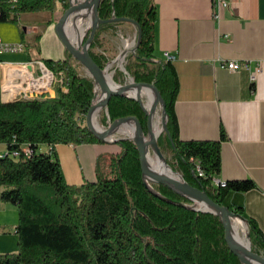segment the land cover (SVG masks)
<instances>
[{
  "label": "trees",
  "instance_id": "16d2710c",
  "mask_svg": "<svg viewBox=\"0 0 264 264\" xmlns=\"http://www.w3.org/2000/svg\"><path fill=\"white\" fill-rule=\"evenodd\" d=\"M69 7V0H18L15 7L10 0H0V22L19 21L28 13L62 15ZM99 16L130 18L141 26V42L127 55L125 69L136 82L154 84L165 100L170 135L162 133L158 144L163 154L172 153L171 168L216 203L244 217L242 207L226 202L230 194L248 192L255 184L250 180L215 184L222 170L221 141L180 140L175 113L180 82L173 63L155 59L154 0H102ZM126 24L130 23L99 27L89 52L102 69L110 62L102 50V35L116 33ZM42 62L62 80L54 97L45 93L2 102L0 76V144L8 154L26 144L34 149L30 157L0 158L1 199L18 209L15 233L20 246L17 254L0 255V264H242L228 247L219 216L195 211L190 208L193 201L166 186L152 184L151 190L145 184L140 153L132 140L118 142L120 151L111 157L106 176L98 162L95 182L68 184L56 146L104 143L81 123L91 108L95 82L69 53L64 60ZM124 79V72L115 68L114 81ZM129 116L141 121L146 135L148 117L140 102L112 97L105 118L112 123ZM247 229L252 251L264 257V234L252 220Z\"/></svg>",
  "mask_w": 264,
  "mask_h": 264
},
{
  "label": "crops",
  "instance_id": "0c3cea01",
  "mask_svg": "<svg viewBox=\"0 0 264 264\" xmlns=\"http://www.w3.org/2000/svg\"><path fill=\"white\" fill-rule=\"evenodd\" d=\"M154 2L158 8L155 59L165 62L166 52L176 58L173 65L180 89L175 113L180 140L221 141L222 170L216 181L254 182L255 188L230 194L228 202L242 207L246 224L252 220L264 234V0H229L220 19L214 0ZM44 14L48 12L39 13L43 27L24 31L19 25L0 22L2 43L25 46L22 52L0 54L3 101H12L21 91L22 85L13 87V78L23 75L19 69L11 75L6 65L68 57L55 32L59 11L45 20ZM230 61L238 62L240 69L222 67ZM260 66L262 73L252 81V73ZM119 151L112 139L94 145L56 146L70 185L95 182L98 162Z\"/></svg>",
  "mask_w": 264,
  "mask_h": 264
},
{
  "label": "water",
  "instance_id": "95a60500",
  "mask_svg": "<svg viewBox=\"0 0 264 264\" xmlns=\"http://www.w3.org/2000/svg\"><path fill=\"white\" fill-rule=\"evenodd\" d=\"M101 2L102 0H83L82 2L77 0L74 3L73 0H70V7L61 15L58 22L55 24V32L58 38L60 39V41L62 42V44L64 45L66 49V54L68 53L71 54L73 58L83 66V68L87 71L88 75L91 78H93L95 82V96H94L91 108L86 117L87 127L89 131L101 141L107 142L109 141V139H111L113 134H115L118 130H120L123 124L127 122H133L135 124L136 134H135V137L129 138V139L135 142L138 148V151L140 153L141 167H142L143 178H144L145 184L151 190H152L151 184H158V185L166 186L167 188L173 190L174 192L193 201L195 206L190 207V208L194 209L195 211L208 212V213H212V214L219 216L225 228V239L228 244V247L231 250V252L236 257L239 258L241 263L242 264H264V257L252 251L251 236L249 233H247L248 246L238 244L233 239L232 220L235 218L245 220L244 217L233 213L232 211H230V209L227 206H222L216 203L213 199H211L208 196V194L205 191L197 187H194L188 182H186L182 175H181L182 180L178 178L164 177L152 171L148 167L147 165L148 148H152L158 157L165 159L159 147L158 138L163 132H165L167 135H170V132L168 129V114L166 111V103H165V100L160 90L154 84L138 83V82H135L133 78H131L132 80L129 83H125L124 85H119L115 83L113 78H111V81H108V68L110 64L105 69H102L100 66H98V64L91 57L89 49L96 36V33L99 27L102 24L115 23V22H126V23H130L134 25L137 28V44H136L134 51L137 49L142 39L141 26L139 25L137 21L133 19L115 17L109 20H102L99 16V7H100ZM90 9L92 10V13H93L92 24L89 27V30H91V33L85 42L83 40L80 43H76L68 35L69 23L72 18L74 17L76 18V15L79 12H82L84 10H90ZM122 70L125 71V68L123 67ZM134 88H148V89H152L155 91L156 103L151 108L150 111L146 109V106L144 105L140 96L135 97L130 94V91ZM98 90L101 92V95L103 96V98L100 99L98 102H95L97 99ZM114 96H129L140 102L142 109L145 111V113L148 116V123H147L148 136H149L148 141H146L147 137L145 135L144 128H143L141 121L135 116L120 118L112 122L109 125V127L105 130L101 129V131H98L95 128V125H94L95 113H97L100 109H105L107 111L109 102ZM4 102H8V101H4ZM158 105H160L162 109V129H161V134L159 136H156L152 132V117ZM156 194L160 196L158 193ZM161 198L163 197L161 196ZM167 201H170V200H167ZM196 204H200V206L205 205L209 209L205 210V209H202V207L198 208L196 207Z\"/></svg>",
  "mask_w": 264,
  "mask_h": 264
},
{
  "label": "rangeland",
  "instance_id": "374dc122",
  "mask_svg": "<svg viewBox=\"0 0 264 264\" xmlns=\"http://www.w3.org/2000/svg\"><path fill=\"white\" fill-rule=\"evenodd\" d=\"M69 2H70V0H69ZM48 14H44V17H43L44 20L49 18L50 15H48ZM39 17H40L39 13H28V14L23 15L19 21H15V22L8 21V22H1V23L2 24H10V25H13V24L19 25L22 28V30L24 31V29L28 28V27H43L44 23L41 19H39ZM60 17H61V13L58 14V18H60ZM85 20H83L84 25L88 24V19H85ZM74 21H75V17L71 19V21L69 23V27L71 25H73ZM88 30L86 32L85 37L87 36L88 32L91 31V30H89V31ZM85 37L83 40H85ZM0 38H1V34H0ZM102 43H103V49L102 50L105 52V54L110 59V62L108 63V65L111 63L110 64L111 68L109 69V72H111V73L113 72V74H115L114 73L115 68H119L121 71H123L122 68L123 67L125 68V65L127 64V61H126L127 55L131 52L136 51V50L134 51V49H135L136 44H137V28L134 25L126 24V25L118 28V31L116 33H112V32L111 33H104L102 35ZM126 44H129V46H127ZM124 56H125V58H124L125 61H123ZM41 59H43V58H41ZM43 65H44V67H46L44 63H43ZM41 68L43 70V67L38 66V65L35 66V70H36L37 74L41 73ZM82 70L86 75H88L87 71L83 67H82ZM123 72L125 74L124 83H117L114 81L115 83H117L119 85H124L125 83H129L132 80L131 78H133V77H131L127 73L126 69ZM57 77L60 80L59 76H57ZM113 80H114V75H113ZM17 83L19 84L20 82L18 81ZM59 85H60L59 83L52 85V87L49 90H47L46 92H44L43 94L48 93L52 97L56 96V94H57L56 90L58 89ZM25 88H26V86H25ZM23 90L24 89H22V91L20 93H16L15 95H13V97L11 98L12 101H15L18 99H30V98H32V97L26 98L22 94ZM100 94H101V92H100ZM38 95L34 94L33 97L38 96ZM28 96H32V95L28 94ZM97 96H99V93ZM141 99H142L144 105H146V103L148 102L147 96H143V98H141ZM2 102H4V101L2 100ZM8 102H10V101H8ZM146 109L148 110L147 107H146ZM104 110L105 109H100L97 112V117H95L98 126L103 130L107 129L109 127V125L111 124V122H109V120L107 118H105L107 111L105 110V112H104ZM155 116H156L155 118L159 124V127L162 129V109H161L160 105H158L156 108ZM81 123L84 125H87L86 119L85 120L82 119ZM146 137L149 139L148 133L146 134ZM129 138H130L129 136L122 134L119 130L115 134H113L111 137V139L116 144H118V142L120 140L129 139ZM116 140H118V141H116ZM129 140H131V139H129ZM2 152H6V147H5V145L0 144V153H2ZM151 152H152V155L155 156V152L153 151L152 148H151ZM163 155L165 157V160H166L168 166L171 168V166L169 165L168 162L172 163V161H173L172 153L167 151ZM111 157L112 156L107 155V156H104L103 159L99 161L100 172L102 175L106 176L108 174V172L110 171L108 166H109ZM171 170L175 173L182 175L180 172L174 171L172 168H171ZM214 182H215V180H214ZM151 186H152V184H151ZM3 191H4V188L0 187V255L17 254L19 252V249H20L19 236L15 233L14 228H16L18 223H19V212H18V209L15 205H13L12 203H7L1 199V193ZM226 203H227V205H229V202H226ZM196 207L199 208L200 204H196ZM232 223L236 224L239 227V230H240V233H241L243 239L247 240L246 235H247L248 231H247V224H246L245 220L235 218L232 220Z\"/></svg>",
  "mask_w": 264,
  "mask_h": 264
},
{
  "label": "built area",
  "instance_id": "2783aa9c",
  "mask_svg": "<svg viewBox=\"0 0 264 264\" xmlns=\"http://www.w3.org/2000/svg\"><path fill=\"white\" fill-rule=\"evenodd\" d=\"M12 5L15 7L18 4V0H10ZM229 6V0H214V7L216 12V18L220 19L222 17V12L224 9H226ZM2 16V10L0 9V17ZM25 46L23 44H6L2 43L0 41V54L7 53V52H22L24 51ZM165 62L173 63L175 61V56L170 54L169 52H166L164 54ZM41 66L43 67V70L41 68V73L37 74L35 70V66ZM223 68H227L232 71H237L240 69V64L238 62L230 61L222 64ZM6 68H8V71H11V75H13L12 72L20 71L23 73V75H18L16 78H13V87H17V82L19 81V85L23 86V95L26 98L33 97L34 94H43L47 90H49L52 85H55L56 83L60 84L62 83V80L58 79V77L50 71L48 68L44 67L42 62H30V63H22V64H8L6 65ZM19 69V70H17ZM17 70V71H16ZM47 72L48 76H46ZM262 73V67L260 66L256 72L252 73L251 78L252 81H255L257 78V75ZM25 77L24 80L23 77ZM12 77V76H11ZM26 86V88H25ZM21 92V91H20ZM19 92V93H20ZM7 93V92H6ZM28 94H31L32 96H28ZM15 95V94H14ZM49 149V147H47ZM34 154V149L31 145H23L19 150H14L10 154L3 153L0 155V158H4L5 156H12V157H30ZM199 176H204V173L198 169ZM215 183L217 185H224L220 183L219 181H216ZM14 231H16V228H14Z\"/></svg>",
  "mask_w": 264,
  "mask_h": 264
},
{
  "label": "bare ground",
  "instance_id": "6f19581e",
  "mask_svg": "<svg viewBox=\"0 0 264 264\" xmlns=\"http://www.w3.org/2000/svg\"><path fill=\"white\" fill-rule=\"evenodd\" d=\"M76 1L77 0H73L74 3ZM78 1L82 2L83 0H78ZM85 19H88V24H86L87 26L84 25V22H83V20H85ZM92 20H93V13H92L91 9L79 12L76 15V18H75L73 25H71L68 29V35L70 36V38L76 43L82 42L85 35H86L87 30L89 29V27L92 24ZM126 45L129 46V44H126ZM125 56L123 57V61H125L124 60ZM110 68H111V65H109V68H108V81H111V78H113V75H114L113 72L112 73L109 72ZM45 73H46V76H48L46 71H45ZM25 80H27V79H25ZM22 89H23V86H21V91H22ZM98 93H99V96H97V99L95 102H98L100 99L103 98V96L100 94L99 90H98ZM130 94L132 96H135V97L140 96V98H143V96H147L148 102L146 103L145 106L148 108V111H150L151 108L156 103V93L152 89L134 88L130 91ZM95 117H97V113H95V115H94V125L98 131H101V128L98 126ZM155 117L156 116L154 113L153 117H152V132L156 136H159L161 134V128L159 127V124H158ZM119 131L122 134H125L126 136L133 138V137H135V134H136L135 124L133 122H127V123L122 125V127L120 128ZM146 141H148V138H146ZM147 165L152 171L156 172L157 174H159L161 176L170 177V178H178V179L182 180V176L180 174L173 172L171 170V168L168 166V164L164 158H160L156 154H155V156L152 155L151 148H148V150H147ZM200 207H202V209H205V210L209 209L205 205H201ZM232 236H233L234 241L237 242L238 244L248 246V240L243 239V237L240 233L239 227L236 224L232 225Z\"/></svg>",
  "mask_w": 264,
  "mask_h": 264
}]
</instances>
